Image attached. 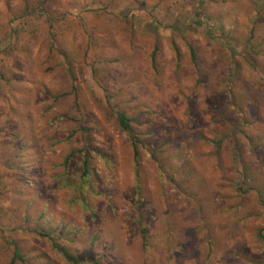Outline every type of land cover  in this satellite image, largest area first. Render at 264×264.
<instances>
[{
  "label": "rangeland",
  "instance_id": "rangeland-1",
  "mask_svg": "<svg viewBox=\"0 0 264 264\" xmlns=\"http://www.w3.org/2000/svg\"><path fill=\"white\" fill-rule=\"evenodd\" d=\"M14 246L264 264V0H0V264Z\"/></svg>",
  "mask_w": 264,
  "mask_h": 264
},
{
  "label": "trees",
  "instance_id": "trees-1",
  "mask_svg": "<svg viewBox=\"0 0 264 264\" xmlns=\"http://www.w3.org/2000/svg\"><path fill=\"white\" fill-rule=\"evenodd\" d=\"M192 57H193V53H192ZM116 121H117V125L119 127V129L122 132L127 133L128 135H131V123H132V119L127 117L126 114L124 112H120V111H116L114 113ZM136 142H133V146L136 147ZM86 170V169H85ZM87 171V170H86ZM67 184H71L68 183ZM63 257L66 259V261L70 262V263H76L75 259L70 256L69 254L65 253L63 254ZM18 260L19 262L23 261V257L21 256L20 252H19V248L18 246H14L13 247V257L11 259L10 264H15L14 262Z\"/></svg>",
  "mask_w": 264,
  "mask_h": 264
}]
</instances>
